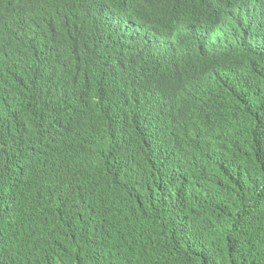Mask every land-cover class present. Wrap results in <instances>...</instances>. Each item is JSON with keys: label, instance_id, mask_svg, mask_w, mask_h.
Listing matches in <instances>:
<instances>
[{"label": "trees", "instance_id": "obj_1", "mask_svg": "<svg viewBox=\"0 0 264 264\" xmlns=\"http://www.w3.org/2000/svg\"><path fill=\"white\" fill-rule=\"evenodd\" d=\"M0 1V43L11 44L0 57V118L10 121L2 130L8 142L0 143V264H264V65L260 76L231 84L211 67L191 69L184 115L214 101L222 119L187 139L179 155L144 161L117 147L120 132L104 106L112 74L124 70L121 34L100 28L97 18L91 28L68 15L62 0L55 10ZM193 3L203 22L217 24L206 0ZM67 112L77 118L69 129ZM40 137L81 167L75 186L103 194L97 205L109 204L105 227L90 212L53 213L36 171L42 180L34 190L27 171L19 186L27 164L7 167L9 160ZM110 223L121 233L107 230Z\"/></svg>", "mask_w": 264, "mask_h": 264}, {"label": "clouds", "instance_id": "obj_2", "mask_svg": "<svg viewBox=\"0 0 264 264\" xmlns=\"http://www.w3.org/2000/svg\"><path fill=\"white\" fill-rule=\"evenodd\" d=\"M58 1L26 0L23 5L28 9L55 10ZM132 2L135 3L130 4ZM231 2L206 0L205 7L211 6L219 14L217 24L210 26L200 19L193 0L61 1L60 9L68 15L89 21L91 28L97 18L101 21L100 28L122 33V47L135 49L134 57L129 51L126 58L119 60L124 70L122 75L112 74L111 91L104 105L120 132L118 148L128 149L144 161L176 156L183 152L187 139L199 137L210 123L222 119L223 108L214 101H206L189 116L184 115L182 100L191 69L211 67L214 76L225 84L238 82L236 79L240 75L254 78L262 74L264 49L259 51V48H264V0ZM119 13L126 16L121 17ZM151 26L160 30L155 32ZM176 27L182 28L178 37L174 33ZM168 28L173 32L162 30ZM242 39L247 40L249 47L246 48L250 50L236 49L235 46L242 44L237 42ZM10 48L9 42L0 43V57L6 58ZM120 79L124 80L123 88ZM67 103L66 99L59 101L56 108L66 107ZM7 122L9 119L0 118V143L6 144L7 135L2 130ZM34 143L33 139L23 143L7 167L19 166L21 159L26 166L30 151L33 150V155L37 151ZM29 145L35 149L27 153ZM46 151L49 152H45L39 168H34L38 160H33L32 168L45 178L43 191L45 196L49 195V209L53 213L58 210L64 218L69 214L90 212L95 222L105 227L110 221L109 204L97 205L103 194L96 187L80 190L75 185L79 173L83 175L81 167L72 159L63 156L61 159L50 146ZM31 170L34 190L42 178L35 179ZM51 196L57 198V205L52 203ZM106 229L121 233L112 223Z\"/></svg>", "mask_w": 264, "mask_h": 264}, {"label": "bare ground", "instance_id": "obj_3", "mask_svg": "<svg viewBox=\"0 0 264 264\" xmlns=\"http://www.w3.org/2000/svg\"><path fill=\"white\" fill-rule=\"evenodd\" d=\"M232 0H228V2H231ZM1 2V1H0ZM135 2H132V3H130V4H134ZM232 3V2H231ZM5 6H3V7H0V9H2V8H4ZM96 11H99L98 10V8H96ZM134 11V10H133ZM97 14H100L99 12H97ZM119 15L121 16V17H125L126 15L125 14H122V13H119ZM180 15V14H179ZM85 16L86 15H84V18H85ZM180 18H182V17H180ZM6 22H8V20H5L4 21V23L6 24ZM17 22V20L16 19H13V23H16ZM26 22H27V20H26ZM175 21H166V23H174ZM29 23H27L26 25H28ZM82 24H85V23H81V25ZM252 24H254V23H252ZM38 28L39 27H36L35 29L36 30H38ZM177 28H179V27H176V32H174V33H176V36L178 37L179 35H181L180 34V30L182 29V28H179V29H177ZM158 30H160V29H158ZM162 30H165V32H171L173 29H170V28H168V29H162ZM161 30V31H162ZM155 32H156V30H155ZM173 32V31H172ZM157 33H160V32H157ZM122 34V33H121ZM229 41H235V40H229ZM237 43H242V44H239V45H237V46H235L236 47V49H238V50H240V49H247V50H250V49H248V48H246V47H249V44L247 43V40H244V39H242V40H240V42H237ZM196 46H200V45H196ZM195 46V47H196ZM228 48H230V47H228ZM260 50L259 51H261V50H263L264 48H259ZM216 51V50H215ZM218 51V50H217ZM130 54H131V56L132 57H134L135 55L134 54H132V52H130ZM229 55V54H228ZM140 59H143V58H140ZM140 61H142V60H140ZM200 69H202V66H201V68H199V70L198 71H200ZM84 78V77H83ZM120 81V85H121V87L124 85L123 84V79H120L119 80ZM103 83H104V81H103ZM115 84V83H114ZM113 84V85H114ZM123 84V85H122ZM67 85L66 84H64L63 85V90H65V87H66ZM168 96H169V93L167 94ZM187 96H188V94H187ZM76 113H80L79 111H77ZM1 114V113H0ZM70 118V112H67L65 115H64V123H65V128L66 129H69V126H67L68 124H72V121H76V116L74 117V118H72V119H69ZM74 123V122H73ZM59 125V124H58ZM57 128H58V137L60 138V140H61V144H62V141H63V138H62V135L60 134L61 133V128L62 127H59V126H57ZM47 134L49 135V132H47ZM42 140H43V137H40L39 139H34V141H36V146H37V151L34 153V155H33V153H32V151L33 150H31V148H32V145L30 146L29 145V147L27 148V153L30 151V153H29V157L27 158V161H26V163L25 164H27V170L26 169H24V167H23V163H22V159L20 160V163H19V167L22 169H24L23 170V172H22V174H19L18 176H17V181H18V183H19V186L20 187H23V185H24V181H25V179H26V176H25V178L24 179H22V176H23V173H24V171H27L26 173V175H27V177H31V173H30V170L31 169H33V170H31V171H33L34 172V168L35 169H37V168H39V164L41 163V160H42V158H43V156L45 155V152H49V151H46V145H45V143H47L48 142V139H45V143H42ZM8 142V141H7ZM7 142H6V144H7ZM65 151H67L66 150V147H65V150H64V152ZM42 152V153H41ZM149 154H150V150H149ZM177 156V155H176ZM33 160H35V162H36V160H38V164H37V167L35 166L34 168H32L33 166H34V164H33ZM180 163V161L178 162V164ZM174 164H177V163H174ZM153 166V165H152ZM18 167V168H19ZM28 179V178H27ZM42 188H44V187H42ZM3 200V199H2ZM11 200H12V197H10V202H11Z\"/></svg>", "mask_w": 264, "mask_h": 264}, {"label": "water", "instance_id": "obj_4", "mask_svg": "<svg viewBox=\"0 0 264 264\" xmlns=\"http://www.w3.org/2000/svg\"><path fill=\"white\" fill-rule=\"evenodd\" d=\"M252 5L253 4H250V6H252ZM256 6H258V5H256ZM131 8H133V7L131 6L130 9ZM256 10H260V8L256 7ZM150 29L151 30H158V28H156L154 26H151ZM129 51L134 53L135 49L133 47H131V48H128V47H125V46L121 47L119 52H118L117 61H119L121 58H126L129 55ZM125 64H126V67L128 68V66H129L128 62H125Z\"/></svg>", "mask_w": 264, "mask_h": 264}]
</instances>
